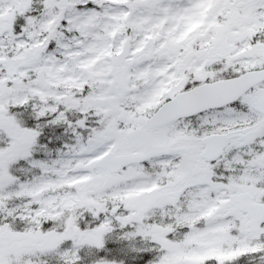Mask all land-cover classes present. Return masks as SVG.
Listing matches in <instances>:
<instances>
[{"label":"snow or ice","instance_id":"snow-or-ice-1","mask_svg":"<svg viewBox=\"0 0 264 264\" xmlns=\"http://www.w3.org/2000/svg\"><path fill=\"white\" fill-rule=\"evenodd\" d=\"M0 264H264V0H0Z\"/></svg>","mask_w":264,"mask_h":264}]
</instances>
